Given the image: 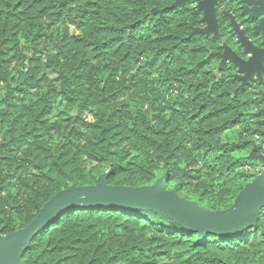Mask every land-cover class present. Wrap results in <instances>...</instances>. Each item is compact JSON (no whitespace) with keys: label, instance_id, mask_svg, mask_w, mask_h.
Returning a JSON list of instances; mask_svg holds the SVG:
<instances>
[{"label":"trees","instance_id":"obj_1","mask_svg":"<svg viewBox=\"0 0 264 264\" xmlns=\"http://www.w3.org/2000/svg\"><path fill=\"white\" fill-rule=\"evenodd\" d=\"M172 2L0 0V234L105 172L108 185L161 178L212 210L256 175L243 168L256 163L251 140L263 143L253 94L214 66L215 40L190 34L197 11ZM233 128L236 142H225ZM81 157L93 164L80 168ZM49 221L23 264H264V209L250 228L199 240L160 213L113 203H72Z\"/></svg>","mask_w":264,"mask_h":264},{"label":"water","instance_id":"obj_2","mask_svg":"<svg viewBox=\"0 0 264 264\" xmlns=\"http://www.w3.org/2000/svg\"><path fill=\"white\" fill-rule=\"evenodd\" d=\"M187 0H174L171 8L184 6ZM196 7L203 11L202 21L207 26L194 27L190 34L196 32L217 35L216 19L213 4L218 0H193ZM244 3L243 12L251 18H258L254 31H259L264 45V0H240ZM161 12L162 10H157ZM261 16V17H260ZM231 24L237 37V41L247 59L239 57L230 48L225 47L223 53H216L221 57L218 68L228 59L237 68V78L241 83L237 89H243L248 79L253 75L262 79L264 72V48L254 46L244 31L239 28L232 18ZM264 95V93H263ZM260 118L263 128L258 131L264 137V106L255 110ZM248 158L264 166V153L255 152V144ZM107 172L101 174L96 184L84 186H69L56 192L41 207L37 215L29 224L14 232L5 235L0 234V264H23V252L31 248L35 235L49 225L50 217L63 207L77 202H101L113 203L128 208L152 210L160 213L184 229L198 234V240L207 234H224L250 228L254 226L264 209V172L255 175L235 195L230 206L221 210H211L200 206L195 201L185 199L177 195L172 189H166L161 178L149 186H121L108 185L105 182ZM71 210L70 212H72Z\"/></svg>","mask_w":264,"mask_h":264},{"label":"flooded vegetation","instance_id":"obj_3","mask_svg":"<svg viewBox=\"0 0 264 264\" xmlns=\"http://www.w3.org/2000/svg\"><path fill=\"white\" fill-rule=\"evenodd\" d=\"M174 2V0H173ZM172 2V3H173ZM196 2L193 0H187L184 4L189 5L190 7L194 8L198 15H199V22L194 27H205L207 26V23L202 21L201 18L203 16V11L199 10L196 7ZM244 3H242L240 0H218L213 4L214 9V15L216 19V28H217V35L213 36L212 32L209 33H203L206 36H209L211 39L215 40L217 49L215 51H212L211 53L214 56V59H217L218 64L221 61V57L217 56L216 53H223L225 47L230 48L235 54H237L239 57L243 59H247L248 55L243 53L242 48L240 47L239 42L237 41V37L233 31V25L231 24L232 18L234 19L235 23L239 25V28L244 31V34L248 37V39L252 42L254 46L264 48V45L262 44V38L259 31H254V27L258 23V18H251L249 17L248 13L243 12ZM261 17V16H260ZM193 27V28H194ZM199 33V32H198ZM220 70L226 69L228 73H230L234 79L237 81V86L241 83L237 78H235V75L237 74V68L233 66L228 59L225 60L221 66ZM243 89H246L248 92L253 94V99L255 100V110L258 108L264 106V72L262 73V79L259 80L253 75L252 78L248 79V82L244 86ZM260 120V118H259ZM260 128H263L261 125ZM259 128V129H260ZM262 136V135H261ZM263 143L260 144V149L257 150V143L254 140H251L255 144V152L256 153H264V137ZM259 139V136H256V140ZM252 148V146H251Z\"/></svg>","mask_w":264,"mask_h":264},{"label":"rangeland","instance_id":"obj_4","mask_svg":"<svg viewBox=\"0 0 264 264\" xmlns=\"http://www.w3.org/2000/svg\"><path fill=\"white\" fill-rule=\"evenodd\" d=\"M69 31L71 32V33H73V32H78L77 30H75L72 26H69ZM79 33V32H78ZM215 60V65L214 66H217V64H218V61H217V59H214ZM217 69H221V68H218V67H216ZM123 72H124V70L121 68L120 69V73L121 74H123ZM49 74V76H54V74H51V73H48ZM126 78H127V76H128V74L126 73ZM120 78V76L118 77V78H116V79H119ZM134 88H137V87H134ZM238 88V87H237ZM236 88V89H237ZM134 94V91L133 90H131V92H129V93H127V96H126V98H130L132 95ZM21 98H25V97H23L21 94H17L16 96H14V100H16L17 102H19L20 101V99ZM76 113V111L75 110H73L72 111V114H75ZM81 117L82 118H84L85 120H87V121H91L92 119H93V117H92V113H91V111H90V109H87V110H84L82 113H81ZM222 138H223V140L225 141V142H228V143H232V142H236V138H237V129L236 128H233V129H231V130H229V131H226L224 134H223V136H222ZM24 148H25V146H22V147H20L18 150H17V153H20L22 150H24ZM45 162H46V159H43V158H39V160H38V163L37 164H40V165H44L45 164ZM79 167L80 168H85V169H88L93 163H92V161H90V160H87L85 157H81V158H79ZM37 171V167H35V165H34V163H32V164H30V165H28V167H25L24 168V170H23V174L24 173H26L25 174V176L26 175H29V174H31V173H33V172H36ZM98 179V178H97ZM105 179H106V176H105ZM104 179V180H105ZM97 181V180H96ZM105 182H106V180H105ZM96 184V183H95ZM71 186V185H70ZM74 186V185H73ZM167 189V188H166ZM212 210V209H211ZM216 210H218V209H216ZM221 210V209H220ZM1 235H5L4 233L3 234H1Z\"/></svg>","mask_w":264,"mask_h":264},{"label":"built area","instance_id":"obj_5","mask_svg":"<svg viewBox=\"0 0 264 264\" xmlns=\"http://www.w3.org/2000/svg\"><path fill=\"white\" fill-rule=\"evenodd\" d=\"M243 168L254 171L256 175L264 172V166L259 163H255L254 165L246 164L243 166Z\"/></svg>","mask_w":264,"mask_h":264},{"label":"crops","instance_id":"obj_6","mask_svg":"<svg viewBox=\"0 0 264 264\" xmlns=\"http://www.w3.org/2000/svg\"><path fill=\"white\" fill-rule=\"evenodd\" d=\"M256 142V141H255ZM251 146H252V142H251ZM260 153H262V152H260ZM256 162V161H255ZM257 163V162H256Z\"/></svg>","mask_w":264,"mask_h":264}]
</instances>
